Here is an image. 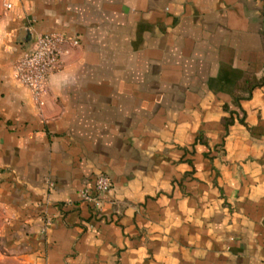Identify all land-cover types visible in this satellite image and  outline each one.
<instances>
[{
	"label": "crops",
	"instance_id": "1",
	"mask_svg": "<svg viewBox=\"0 0 264 264\" xmlns=\"http://www.w3.org/2000/svg\"><path fill=\"white\" fill-rule=\"evenodd\" d=\"M0 0V238L26 264H264L263 0ZM78 39L44 104L12 63ZM111 179L98 207L79 190Z\"/></svg>",
	"mask_w": 264,
	"mask_h": 264
},
{
	"label": "built area",
	"instance_id": "2",
	"mask_svg": "<svg viewBox=\"0 0 264 264\" xmlns=\"http://www.w3.org/2000/svg\"><path fill=\"white\" fill-rule=\"evenodd\" d=\"M6 8L11 7L10 0H4ZM78 45L76 37L59 32L37 34L30 51L24 52L12 63V76L15 81L26 87L34 102L44 104L45 80L48 73L55 69L69 47ZM111 179L104 173H98L90 187L79 190L81 201L98 207L101 197L111 189Z\"/></svg>",
	"mask_w": 264,
	"mask_h": 264
},
{
	"label": "rangeland",
	"instance_id": "3",
	"mask_svg": "<svg viewBox=\"0 0 264 264\" xmlns=\"http://www.w3.org/2000/svg\"><path fill=\"white\" fill-rule=\"evenodd\" d=\"M0 264H26L20 259L14 258V255L4 251L0 238Z\"/></svg>",
	"mask_w": 264,
	"mask_h": 264
},
{
	"label": "water",
	"instance_id": "4",
	"mask_svg": "<svg viewBox=\"0 0 264 264\" xmlns=\"http://www.w3.org/2000/svg\"><path fill=\"white\" fill-rule=\"evenodd\" d=\"M262 27H263V34H264V0H263Z\"/></svg>",
	"mask_w": 264,
	"mask_h": 264
}]
</instances>
